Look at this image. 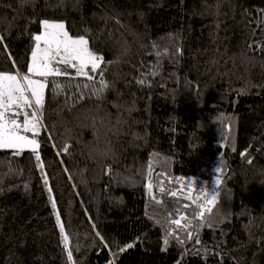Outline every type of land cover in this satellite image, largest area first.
<instances>
[{
	"label": "trees",
	"instance_id": "trees-1",
	"mask_svg": "<svg viewBox=\"0 0 264 264\" xmlns=\"http://www.w3.org/2000/svg\"><path fill=\"white\" fill-rule=\"evenodd\" d=\"M44 19L85 35L109 87L63 88L69 68L45 90L43 169L0 150V264H264V0H0V71L27 74ZM189 181L219 191L213 226L165 246Z\"/></svg>",
	"mask_w": 264,
	"mask_h": 264
},
{
	"label": "snow or ice",
	"instance_id": "snow-or-ice-1",
	"mask_svg": "<svg viewBox=\"0 0 264 264\" xmlns=\"http://www.w3.org/2000/svg\"><path fill=\"white\" fill-rule=\"evenodd\" d=\"M39 23L42 31L30 37L34 41V45L31 48L27 74H23L19 70L15 74L0 71V149L15 150L13 152L14 156H20L25 149H28L35 157L36 166L43 169L44 165L41 163V156L38 151L40 147L38 137L41 129L44 128L45 90L50 89L54 94H60L62 85L55 78L69 76V68L75 70V76H71L69 81L63 85V88L71 87L75 77H86L88 81V83L77 84V90L90 89L94 95H100L109 85L103 78V69L101 68L103 58L90 50L89 40L85 38V35L73 37L66 30L63 22L44 19ZM0 43H3L2 37H0ZM153 47L158 49L157 45H153ZM251 47L252 45H249V48ZM176 52L179 53V47L176 48ZM167 53L168 50L165 49L163 53L157 50L155 54L157 58H161ZM60 65L64 66L63 69ZM98 69H100V79L97 87V82L90 72L95 74ZM138 83L144 84L145 81L139 80ZM80 99H84L83 91H81ZM21 116L23 117L22 120L20 119ZM29 133L31 136H29ZM241 155H244V153H241ZM148 176L151 181V163L148 168ZM42 179L47 186L48 177L43 173ZM182 179L176 178V183L181 184ZM163 183L164 181L161 180L160 184ZM169 183H171V180H169ZM194 184V181L188 182L189 191L184 198L191 201L198 211L193 209L187 215H179V218H172L181 211L179 194L176 190L168 192V195L174 199L171 201L172 206L168 209L169 220L165 224L166 232L163 241L165 246L169 244L172 238L181 246L192 240H195V244L199 245L201 244L200 229L213 226L209 217L213 212L212 206L216 203L220 193L219 191L211 189L206 191L203 187H197L195 189L197 195L193 196ZM214 184L218 189L221 180L217 178ZM148 187L151 189V182H149ZM48 191L51 192L52 190L49 188ZM160 191L163 192L164 188L161 187ZM201 194L205 198L204 204L199 203ZM50 200L55 211L56 202L51 196ZM157 203H160V201H157ZM189 207L188 203L183 204L184 210H188ZM56 221L63 240L67 241L68 237L64 235L65 228L60 223L59 214H56ZM170 225H175V230L171 229ZM176 230H179L180 234H177ZM133 246L132 243H129L125 247H121L119 251L124 252ZM162 250H166V247ZM67 258L69 261L72 260L70 251Z\"/></svg>",
	"mask_w": 264,
	"mask_h": 264
},
{
	"label": "rangeland",
	"instance_id": "rangeland-1",
	"mask_svg": "<svg viewBox=\"0 0 264 264\" xmlns=\"http://www.w3.org/2000/svg\"><path fill=\"white\" fill-rule=\"evenodd\" d=\"M41 31H42V29H41ZM41 31H40V32H41ZM30 57H31V55H30ZM101 68L103 69V62L101 63ZM99 71H100V69L97 70V73H98ZM20 119L22 120L23 117L21 116ZM29 136H31L30 133H29ZM0 150H13V149H0ZM25 150H28V149H25ZM29 151H30V150H29Z\"/></svg>",
	"mask_w": 264,
	"mask_h": 264
},
{
	"label": "clouds",
	"instance_id": "clouds-1",
	"mask_svg": "<svg viewBox=\"0 0 264 264\" xmlns=\"http://www.w3.org/2000/svg\"><path fill=\"white\" fill-rule=\"evenodd\" d=\"M209 220H212V217L211 216L209 217Z\"/></svg>",
	"mask_w": 264,
	"mask_h": 264
}]
</instances>
